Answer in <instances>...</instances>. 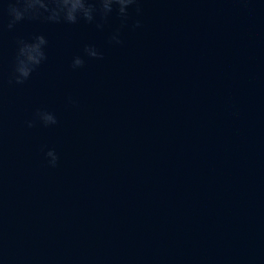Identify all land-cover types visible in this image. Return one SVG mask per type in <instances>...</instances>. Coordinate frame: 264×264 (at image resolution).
I'll return each instance as SVG.
<instances>
[{
    "label": "water",
    "instance_id": "obj_1",
    "mask_svg": "<svg viewBox=\"0 0 264 264\" xmlns=\"http://www.w3.org/2000/svg\"><path fill=\"white\" fill-rule=\"evenodd\" d=\"M141 7L119 46L115 13L103 30L3 17L0 264H264V0ZM35 35L47 60L10 84ZM85 45L103 59L74 70ZM37 109L58 123L28 128Z\"/></svg>",
    "mask_w": 264,
    "mask_h": 264
},
{
    "label": "clouds",
    "instance_id": "obj_2",
    "mask_svg": "<svg viewBox=\"0 0 264 264\" xmlns=\"http://www.w3.org/2000/svg\"><path fill=\"white\" fill-rule=\"evenodd\" d=\"M142 0H3L0 4V33H2L3 17L6 15L7 30L25 21H43L52 24L75 25L84 22L94 25L97 30H103L113 13L119 19V27L112 32L108 43L110 45H122V34L125 29L142 27L140 19H136L131 25L130 10L137 17L142 16ZM6 5V7L4 6ZM48 41L44 35H35L31 41L18 39L16 41V54L13 60L9 83L24 84L46 60V48ZM87 60H102L103 54L95 45H85L82 55L73 57L71 67L83 68ZM68 103L75 106L76 101L69 97ZM28 128L38 125L43 127L55 126L58 123L56 115L47 110L37 109L32 119L25 122ZM45 157L50 167H56L59 157L55 150L49 149Z\"/></svg>",
    "mask_w": 264,
    "mask_h": 264
}]
</instances>
